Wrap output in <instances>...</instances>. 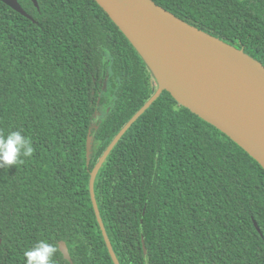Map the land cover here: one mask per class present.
Here are the masks:
<instances>
[{"label": "trees", "instance_id": "obj_1", "mask_svg": "<svg viewBox=\"0 0 264 264\" xmlns=\"http://www.w3.org/2000/svg\"><path fill=\"white\" fill-rule=\"evenodd\" d=\"M153 1L264 65V0ZM18 2L32 19L0 1V133L34 152L0 168V264H24L39 240L52 264H114L90 172L157 82L95 0ZM109 71L115 97L96 118ZM94 194L119 264H264V169L166 90L111 149Z\"/></svg>", "mask_w": 264, "mask_h": 264}, {"label": "water", "instance_id": "obj_2", "mask_svg": "<svg viewBox=\"0 0 264 264\" xmlns=\"http://www.w3.org/2000/svg\"><path fill=\"white\" fill-rule=\"evenodd\" d=\"M0 1L32 19L18 0ZM31 1L38 6L37 0ZM95 1L132 44L157 82L156 91L115 135L90 172L93 210L111 259L119 264L94 194L96 175L111 149L166 90L178 104L228 136L264 169V65L243 48L187 23L153 0ZM92 140V136L87 138V161ZM58 249L71 261L64 241L58 242Z\"/></svg>", "mask_w": 264, "mask_h": 264}, {"label": "clouds", "instance_id": "obj_3", "mask_svg": "<svg viewBox=\"0 0 264 264\" xmlns=\"http://www.w3.org/2000/svg\"><path fill=\"white\" fill-rule=\"evenodd\" d=\"M34 149L29 138L20 131L0 133V168L22 164L24 157H31ZM56 248L44 240L37 241L24 251V264H52ZM144 264H147L145 257Z\"/></svg>", "mask_w": 264, "mask_h": 264}, {"label": "rangeland", "instance_id": "obj_4", "mask_svg": "<svg viewBox=\"0 0 264 264\" xmlns=\"http://www.w3.org/2000/svg\"><path fill=\"white\" fill-rule=\"evenodd\" d=\"M104 57L106 60H108L109 62V56L107 55V53L104 54ZM111 72H107V75L105 76V80L103 83V89H102V93H101V97L103 99L102 103L103 104H99L98 105V109L96 111V118H101L103 117L108 110L110 109L112 102L114 100V91L117 85V81L116 80H111L110 77Z\"/></svg>", "mask_w": 264, "mask_h": 264}]
</instances>
